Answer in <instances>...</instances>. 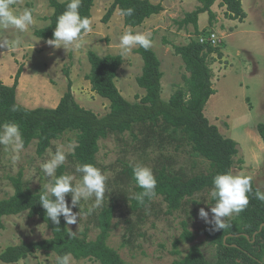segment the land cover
<instances>
[{
	"label": "rangeland",
	"instance_id": "1",
	"mask_svg": "<svg viewBox=\"0 0 264 264\" xmlns=\"http://www.w3.org/2000/svg\"><path fill=\"white\" fill-rule=\"evenodd\" d=\"M149 1L160 4L162 10L140 25L131 27L124 24L118 9L107 21L102 20L113 0H94L90 11L92 31L82 33L79 48L64 49L48 45L47 41L34 34V30L49 22L53 10L49 0H16L13 10L20 13L25 8L30 9L34 22L25 31L0 29V41L20 40L19 46L14 49L0 48V80L11 85L17 68L23 66L24 73L16 87V99L29 108L54 107L70 81L72 94L79 105L102 116L109 111V101L93 92L85 78L90 69L89 51L100 56L121 54L119 38L125 31L147 35L160 61V95L166 101L175 89L184 85L183 76L188 75L184 62L174 51V45L187 44L212 32L217 36L214 46L220 49L222 56L217 58L215 52L212 54L209 66L216 92L213 98H208L203 113L223 136L237 143L231 173L251 177L257 192L264 193V143L256 129L258 123H264V0H243L242 8L246 16L242 20L228 18L225 6L221 7L220 0H216L211 6L215 18L211 21L206 11L201 12L197 27L191 23L180 26L178 21L187 12L202 5L199 0ZM137 46L126 55L121 54L122 63L115 77L118 90L130 102L138 101L145 94L136 82L143 65L141 56L135 52ZM135 134L137 138L126 131L98 141L97 168L106 177L103 202L95 206V197L82 199L77 207L72 208L73 213H79L77 223L67 227L78 236L85 232L88 240L95 239L99 232L97 215L112 200L115 211L107 244L118 252L126 264H169L182 258L192 245H197L207 260L214 261L215 244L202 232L207 224L213 222L206 223L198 216L199 209L204 208L209 213L208 220L212 221L211 207L214 204L209 193L194 195L184 202L181 209L172 213L166 212V204L156 197L148 205V210L131 214L128 205L132 184L123 173L126 164H140L153 170L164 156L187 175L205 171L208 162L170 143H160L159 137L150 136L148 144L141 141V134ZM75 143V134L65 132L52 140L51 146L41 155L36 152V140L19 152L10 145H0V199L13 193L10 177L18 172L22 173L23 180L29 182L31 188L44 189L55 176L46 177L41 165L51 159L58 148L66 156L62 164L64 175L74 177L73 185L79 183L82 174L76 172L78 163L70 157ZM65 200L71 205L70 193L65 195ZM183 219L187 221L194 239L182 240L175 246L174 241L182 231ZM2 221L0 253L7 246L37 241L52 234L45 222L37 216H28L27 211L3 216ZM55 257L53 252L36 250L17 262L0 260V264H53ZM70 264L99 263L71 256Z\"/></svg>",
	"mask_w": 264,
	"mask_h": 264
},
{
	"label": "trees",
	"instance_id": "2",
	"mask_svg": "<svg viewBox=\"0 0 264 264\" xmlns=\"http://www.w3.org/2000/svg\"><path fill=\"white\" fill-rule=\"evenodd\" d=\"M199 1L202 5L187 12L178 21L180 26L191 23L197 27L198 15L205 11L209 20L215 18L211 6L216 0ZM49 2L53 10L48 24L34 30L35 36L44 41L53 39L57 19L66 10L69 0ZM93 3L94 0H81L79 14L82 18L90 20ZM220 5L225 6L228 18L242 20L246 16L241 0H220ZM128 8L134 10L133 14L122 17L124 24L131 27L140 25L146 18L162 10L160 4H153L149 0H113L102 20L107 21L115 9L121 13V10ZM174 51L184 62L188 75L183 76L184 85L175 89L168 100L164 101L160 95V61L151 47L146 50L137 46L135 52L141 56L143 65L136 82L145 90V94L134 102L125 99L115 84L117 70L122 63L121 54L100 56L89 51L87 59L90 69L85 78L93 92L109 101V111L102 116L79 105L72 94L70 81L54 107L29 108L20 104L16 99V87L23 71V66L20 65L11 85L0 81V125L16 123L24 147L36 140V152L39 155L51 146L52 140L65 132H73L76 143L70 157L78 165L92 164L96 168L98 141L126 131L134 138H137L135 132L141 134V141L144 143H148L151 137H159L160 143H170L176 148L184 149L191 156L207 161L206 170L187 175L181 168L176 169L170 162L171 159L164 156L159 166L152 170L156 179L155 195L151 198L145 197L143 203L133 198L135 194L143 191L133 177L132 166L136 164H126L123 169L132 184L129 213L138 214L148 210V205L156 197H160L166 204V212L177 211L194 195L201 192L210 194L213 178L217 174L231 173L234 156L237 154V143L223 136L218 127L210 123L203 113L208 98L216 92L212 86L209 63L214 52L217 58L222 56L220 49L209 42L193 39L184 45H174ZM13 106H16V111H12ZM256 129L264 143V123H258ZM61 175H64L62 165L58 167L54 179ZM10 181L13 193L0 199V229L4 226L3 216L27 211L28 216H37L45 222L52 234L37 241H24L7 246L0 253L1 261L14 263L40 250L53 252L56 256L70 253L75 259H92L99 264H126L118 252L107 244L115 211L114 201L111 200L101 208L96 219L99 232L95 239L88 240L85 232L81 236L73 233L67 227L63 216L60 217L59 225L51 222L39 203L44 189L31 188L29 182L23 180L21 172L11 176ZM256 193L257 189L251 179L247 206L240 213L227 218L225 228L214 230L213 222L202 229L206 237L215 244L214 261L207 260L197 245H192L182 258L169 264H264V201L258 199ZM210 201L215 204L211 194ZM181 225L182 231L174 241L175 246L182 240L194 239L185 219L181 221Z\"/></svg>",
	"mask_w": 264,
	"mask_h": 264
},
{
	"label": "clouds",
	"instance_id": "3",
	"mask_svg": "<svg viewBox=\"0 0 264 264\" xmlns=\"http://www.w3.org/2000/svg\"><path fill=\"white\" fill-rule=\"evenodd\" d=\"M16 0H0V29L14 28L25 31L33 24V15L30 9L25 8L17 13L13 10ZM81 0H69L66 10L58 17L53 33V39L47 41L48 45L56 48L67 49L69 47L79 48L82 40V33H89L91 21L82 18L79 14ZM133 9L121 10L122 16H131ZM20 40L0 41V48L14 49L18 47ZM151 39L142 33L125 31L119 38L121 54L126 55L135 46L144 49L151 47ZM16 106L12 111H16ZM0 145H10L12 149L19 152L24 147V141L16 123H4L0 125ZM66 159L65 153L59 148L52 155L51 159L41 165L46 177H54L56 170ZM76 172L82 174L79 183L73 185L72 175H61L54 181H49L44 186L40 195V204L45 210L47 217L52 223L59 225L60 217L63 216L67 225L77 223L79 213H73L72 208L77 207L80 201L95 197V206H100L105 195L106 177L92 164L78 165ZM134 180L143 191L133 196L138 202L143 203L144 198H151L155 195L156 179L150 168L136 164L132 166ZM251 192V177L245 175H234L230 172L217 174L213 178L211 197L215 200L211 207L213 214L212 221L208 220L209 213L200 208L199 218L206 223L214 222V230L225 228L227 225L224 218L240 213L248 204V193ZM71 194V205L65 200L66 194ZM258 199L264 201V193L257 192ZM53 197L55 199H53ZM71 254L57 255L53 264H70Z\"/></svg>",
	"mask_w": 264,
	"mask_h": 264
},
{
	"label": "built area",
	"instance_id": "4",
	"mask_svg": "<svg viewBox=\"0 0 264 264\" xmlns=\"http://www.w3.org/2000/svg\"><path fill=\"white\" fill-rule=\"evenodd\" d=\"M216 39H217V36L214 34V33H209L208 35H206V36H200V38H199V41L200 42H204V41H206V42H209L211 45H215V41H216Z\"/></svg>",
	"mask_w": 264,
	"mask_h": 264
},
{
	"label": "crops",
	"instance_id": "5",
	"mask_svg": "<svg viewBox=\"0 0 264 264\" xmlns=\"http://www.w3.org/2000/svg\"><path fill=\"white\" fill-rule=\"evenodd\" d=\"M242 1H243V0H241L242 6H243L244 2H242ZM221 7H223V6H221ZM245 12H246V11H245ZM23 73H24V72H22L21 75H20L19 82H20L21 79H22ZM0 81H1V80H0ZM2 82H3V81H2ZM213 95H214V94L211 95L212 98L214 97Z\"/></svg>",
	"mask_w": 264,
	"mask_h": 264
}]
</instances>
